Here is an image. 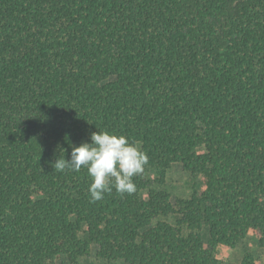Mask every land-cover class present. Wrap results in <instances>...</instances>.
I'll use <instances>...</instances> for the list:
<instances>
[{
  "label": "trees",
  "instance_id": "trees-1",
  "mask_svg": "<svg viewBox=\"0 0 264 264\" xmlns=\"http://www.w3.org/2000/svg\"><path fill=\"white\" fill-rule=\"evenodd\" d=\"M97 131L155 177L90 202L53 165ZM174 163L199 192L152 186ZM248 233L264 247V0H0V264H215Z\"/></svg>",
  "mask_w": 264,
  "mask_h": 264
},
{
  "label": "clouds",
  "instance_id": "clouds-1",
  "mask_svg": "<svg viewBox=\"0 0 264 264\" xmlns=\"http://www.w3.org/2000/svg\"><path fill=\"white\" fill-rule=\"evenodd\" d=\"M69 159L59 155L54 168L57 171L70 169L79 172L87 170L91 179L88 187L90 202H97L111 193L113 188L121 195L136 191L133 177L144 172L148 164V155L137 142H130L121 134L97 131L90 135V142L79 146L69 145ZM62 153H64V149Z\"/></svg>",
  "mask_w": 264,
  "mask_h": 264
},
{
  "label": "rangeland",
  "instance_id": "rangeland-1",
  "mask_svg": "<svg viewBox=\"0 0 264 264\" xmlns=\"http://www.w3.org/2000/svg\"><path fill=\"white\" fill-rule=\"evenodd\" d=\"M143 174L150 179L155 177V172L144 171ZM200 176H191L189 173L182 170L180 164L174 163L165 172L162 182H153L152 186L155 189L166 191L171 200L178 198H188L193 191L198 192L201 189ZM168 221H173L172 217L167 218ZM202 240L207 241L205 229H202ZM215 264H244L243 259L248 264H264V247L257 244L254 234L248 233L237 245L233 248L220 245L215 251ZM62 261L59 260L57 264ZM80 264H115L109 261H102L94 257L93 250L86 256L80 259ZM121 264V263H117Z\"/></svg>",
  "mask_w": 264,
  "mask_h": 264
}]
</instances>
